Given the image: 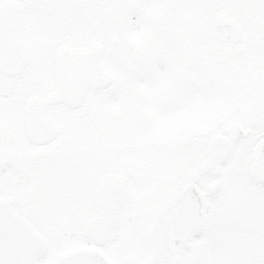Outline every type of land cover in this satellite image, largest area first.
I'll return each instance as SVG.
<instances>
[{
	"label": "snow or ice",
	"instance_id": "6c2138e0",
	"mask_svg": "<svg viewBox=\"0 0 264 264\" xmlns=\"http://www.w3.org/2000/svg\"><path fill=\"white\" fill-rule=\"evenodd\" d=\"M0 264H264V0H0Z\"/></svg>",
	"mask_w": 264,
	"mask_h": 264
}]
</instances>
